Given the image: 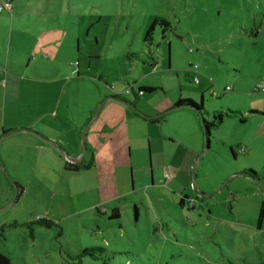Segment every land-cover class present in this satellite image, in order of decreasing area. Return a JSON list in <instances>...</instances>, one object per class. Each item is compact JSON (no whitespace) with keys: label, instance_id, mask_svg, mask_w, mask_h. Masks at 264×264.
Segmentation results:
<instances>
[{"label":"rangeland","instance_id":"1","mask_svg":"<svg viewBox=\"0 0 264 264\" xmlns=\"http://www.w3.org/2000/svg\"><path fill=\"white\" fill-rule=\"evenodd\" d=\"M12 1L13 12L0 14V62L14 72L33 64L30 78L66 76L67 94L57 109L63 123L51 134L62 131L56 143L70 157L81 154L90 125L84 161L95 158V132L107 112L121 113L116 103L125 106L110 100L116 96L149 116L167 104L166 96L176 95L203 100L208 121L216 112L239 115L224 116L204 153L201 116L190 109L166 114L164 129L194 143L186 157L176 158L173 181L161 167L154 128L151 149L143 127L127 117L106 143L108 160L97 157L101 163L90 170H66L68 160L58 149L30 150L35 164L25 167L12 149L18 165L0 173V197L13 193L0 208V253L11 264H80L77 257L93 247L105 254L83 264H264V0ZM43 40L59 51L55 61L39 54ZM56 72L63 74L56 78ZM144 87L156 90L140 95ZM50 96L46 104H55ZM252 138L251 148L246 141ZM247 178L257 187L250 188ZM16 187L24 192L13 202ZM114 210L121 218L110 219ZM238 214L246 218L234 220ZM39 218L56 225H33V237L26 224Z\"/></svg>","mask_w":264,"mask_h":264},{"label":"crops","instance_id":"2","mask_svg":"<svg viewBox=\"0 0 264 264\" xmlns=\"http://www.w3.org/2000/svg\"><path fill=\"white\" fill-rule=\"evenodd\" d=\"M14 10V8H13ZM11 13V12H7ZM41 55H45L48 60H56L59 51L52 49L51 46L46 41H40ZM33 64H28L26 66H21L23 68L22 72H14V69H11L8 63L0 62V173L1 169L5 170V172H10L11 169L18 165L15 160L12 158V149L16 150L17 155L23 157L22 166H30L35 164L34 155L30 154V150L35 151H45L51 152L54 154L53 149H57L52 144L46 142L41 139L45 138L52 143L60 142L58 140V136L62 133L59 132L57 137L51 134V131L58 130L60 126H62V119L59 118V114L57 109L60 107L64 96L67 94V78L62 72H56V78L59 74H63L62 77L57 79H49L42 80L37 77H28L30 75V69ZM195 74V73H194ZM196 75V74H195ZM76 79H79V75ZM28 81H32L33 84H27ZM63 82V84H62ZM54 83V90L51 89V84ZM59 83V85H58ZM200 84V79H199ZM198 85V84H197ZM148 88V87H145ZM156 90V87H150ZM54 93L55 104L49 103L46 104L49 100H51V94ZM151 94V93H150ZM145 95V94H144ZM179 98H184L181 96H174L173 99L169 96H166L167 104L163 107H159L158 110H154V115L157 116L162 113L165 109L170 107L172 109L174 102H176ZM137 100V98H135ZM111 103L108 104V106ZM117 108L121 112L118 116H114L113 112L109 111L106 114V120L103 123V127L100 131L95 132V137L97 139L98 146L94 149V166H98L101 162L98 161L97 157L101 159H105V155L108 151L110 153V148H106V143L111 139L112 134L115 133L117 129L124 126L125 118H129V123L133 122L138 124L140 127H143L146 133V139L148 138L150 142V148L152 149V136L150 133V127L152 126L155 130L156 140L160 141V148L162 153V169L164 170V174H169L171 176V181H173L174 177L172 175V170H176L174 168L175 160L179 155L186 157L190 150H192L194 143L190 136H186L185 134H181L172 130H165L162 126V122L164 121V116L159 119H156L157 122H151L144 118L135 115L136 113L121 104ZM164 108V109H163ZM96 110V107H95ZM179 110H187V109H179ZM104 111V110H103ZM102 111V113H103ZM178 111V110H177ZM101 113V114H102ZM196 116V115H195ZM197 117V116H196ZM49 119L53 120L50 121ZM115 119H120L115 122ZM92 120V119H90ZM89 120V121H90ZM131 121V122H130ZM183 121H179L176 125H182ZM148 128V131H147ZM31 131V132H26ZM17 132V133H14ZM10 134V135H9ZM21 134V135H19ZM7 135V136H5ZM21 137L22 144L12 142L11 140L16 139L15 136ZM5 136V138H4ZM60 139V138H59ZM104 143L101 147L100 144ZM246 143L252 148L253 147V138L246 141ZM112 144V141H111ZM132 146V143H129ZM193 145V146H192ZM62 148L60 145H58ZM188 146V147H186ZM17 147H21L19 151ZM195 150L198 149L194 147ZM19 153V154H18ZM237 155V153H235ZM87 155V153H86ZM85 155V156H86ZM198 153H196L197 157ZM80 153L73 154V158L79 157ZM110 158V155H107ZM108 160V159H105ZM86 162V161H85ZM110 162H107L109 165ZM93 168V167H92ZM166 180V178H164ZM247 185L250 188H254L257 185L253 184V182L247 178ZM167 182V180H166ZM236 183V182H235ZM197 190V188H196ZM201 190V189H200ZM202 189L201 191H203ZM11 195L6 198L0 197V208L4 206L5 202L8 201L13 195L12 190ZM233 202L239 203L241 205L245 204V201L234 199ZM229 204L234 208L232 202ZM238 209V208H237ZM236 221L240 219H245L246 216H242L240 218L239 214L234 217Z\"/></svg>","mask_w":264,"mask_h":264},{"label":"trees","instance_id":"3","mask_svg":"<svg viewBox=\"0 0 264 264\" xmlns=\"http://www.w3.org/2000/svg\"><path fill=\"white\" fill-rule=\"evenodd\" d=\"M11 4L13 3L12 0H10ZM13 7V4H12ZM14 8V7H13ZM5 12V11H3ZM2 12V13H3ZM1 14V13H0ZM155 26H157V22H154L152 24V26L149 28V30L147 31L146 37H145V41L149 40V38L151 37V35L153 34L154 30H155ZM198 68V67H196ZM195 68V69H196ZM155 91V89L152 88H141L139 90V92H142L143 94L145 93H153ZM114 99H120V96H116L113 97ZM173 108H182V109H190L193 110L196 114L202 115L204 117V114L208 115L207 110L205 109V106L203 104V100L201 103H198L197 101L193 100V99H185V98H179ZM134 111V110H133ZM135 112V111H134ZM136 113V112H135ZM252 113H256V112H252ZM137 116H139L137 113L135 114ZM239 115L238 112H233V111H225V112H216L213 115V120L212 121H208L207 119L203 118L202 119V125L204 128V133L206 136V140L208 145L210 146V139L212 136V130L213 129H217L221 126L223 120H224V116H237ZM150 121V120H148ZM242 122L246 121V118H242L241 119ZM151 122H157L156 119H152ZM208 146V149H209ZM240 149V148H239ZM234 157H236V154L234 153V151L232 150ZM243 154V153H242ZM94 158H92L88 163L87 162H83L82 164L78 165V164H71L69 162H66V170L68 171H73V172H79V171H83V170H90L93 166H94ZM245 173L247 174L248 177H250L251 179H255L259 182V175L254 172L253 170H246ZM19 188V194L18 196H22L24 189L22 187H18ZM19 198V197H18ZM197 200H202L201 198H199L198 196L195 197ZM187 199H189L188 196L183 197L180 200V206L184 207L186 204ZM193 202L192 204H190V210H194L196 209V200L192 199ZM191 203V202H189ZM232 209V206L230 207ZM264 214V207L263 210L261 211V219L259 220L260 224L262 222V216ZM136 215L138 216V209L136 208ZM121 218V215L119 213L118 210H114L112 212V215L110 216V219H119ZM33 225H39L41 227H45V228H52L54 227L56 224L48 219H44V218H39L36 221L30 223V224H26L27 227L30 228V230L32 231V236L34 237V232H33ZM4 231V226L0 227V232ZM105 254V249L100 248V247H93V248H89L86 249L81 255H79L77 257V260H79L80 264H83V259L84 258H90L93 261H98L102 259V256ZM0 264H11L10 259L8 257H6L5 255H3L2 253H0ZM106 264V263H103Z\"/></svg>","mask_w":264,"mask_h":264},{"label":"water","instance_id":"4","mask_svg":"<svg viewBox=\"0 0 264 264\" xmlns=\"http://www.w3.org/2000/svg\"><path fill=\"white\" fill-rule=\"evenodd\" d=\"M115 100V101H118V102H122L123 104H125V106H127L128 108H130V109H132V110H134L138 115H140L141 117H143V118H145L146 120H152V119H159V118H161L162 116H164L165 114H168V113H170V112H174V111H177V110H179V109H182V108H172V109H170V110H168V111H166V112H164V113H162V114H160V115H157V116H149V115H146L144 112H142L141 110H138L135 106H133V105H130L127 101H124V100H121V99H114V98H111L110 100ZM99 112H100V110H98V112H97V114H96V117H95V119H94V121L93 122H95L96 120H97V117H98V115H99ZM201 116V118L203 119L204 117L202 116V115H200ZM92 122V123H93ZM92 123H91V125H92ZM90 126V125H89ZM89 126L88 127H86V130L84 131V133H83V136H82V138H83V149H82V152H81V154H80V156L79 157H76V158H72V157H70L69 155H68V153L64 150V149H62V148H60L57 144H55V143H52V142H50L49 140H47V139H45V138H42V137H40L41 139H43V140H45L46 142H48V143H50V144H52L53 146H55L62 154H65V156H66V158H67V160H68V162L69 163H71V164H82L83 162H84V159H85V155H86V151H87V147H86V140H85V137H86V131L88 130V128H89ZM26 132H31V131H26ZM14 133H17V132H14ZM31 133H33V134H35L34 132H31ZM10 135V134H9ZM5 136H7V135H5ZM5 136H4V138H5ZM205 138H206V136H205ZM208 143H207V140H206V147H205V152L204 153H206L207 152V150H208ZM210 148V147H209ZM202 157V156H201ZM201 157H199L198 158V160L196 161V163H198V161L201 159ZM0 167H1V163H0ZM195 168V167H194ZM193 173H195V170L193 169ZM239 175H234L233 176V178H236V177H238ZM192 180H193V185H194V188L196 189V184H195V177H194V175H193V177H192ZM14 186H16L15 184H14ZM15 190H16V193H15V196H14V200H13V202H15L16 200H17V198H18V194H19V190H18V188L16 187L15 188ZM201 196H203V197H208L209 195H206V194H200ZM211 196V195H210Z\"/></svg>","mask_w":264,"mask_h":264},{"label":"built area","instance_id":"5","mask_svg":"<svg viewBox=\"0 0 264 264\" xmlns=\"http://www.w3.org/2000/svg\"><path fill=\"white\" fill-rule=\"evenodd\" d=\"M3 11H9V12H13V7H12V4L10 1H5V0H0V13H2ZM198 69V68H196ZM195 77H194V82L196 84H199V75L197 72H195ZM228 90V89H227ZM127 93H129V91H127ZM140 95H142L143 93L142 92H139ZM240 150L244 151L245 150V147H240ZM239 152L242 154L243 152L240 151ZM168 175V178H171V176L169 174Z\"/></svg>","mask_w":264,"mask_h":264}]
</instances>
